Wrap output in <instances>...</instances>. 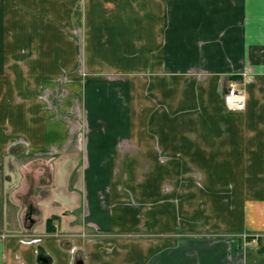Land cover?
Listing matches in <instances>:
<instances>
[{"label":"crops","instance_id":"crops-1","mask_svg":"<svg viewBox=\"0 0 264 264\" xmlns=\"http://www.w3.org/2000/svg\"><path fill=\"white\" fill-rule=\"evenodd\" d=\"M80 7L87 15L81 22ZM104 13L107 20H97ZM81 23L93 40L107 29L101 59L91 57L95 42L88 38L85 84L74 73ZM91 60L97 68L107 64V75L93 71ZM64 77L78 84L71 90L86 109L81 150L69 122L43 97ZM229 79L245 89L244 110L224 104ZM20 137L31 154L84 158L77 172L85 179L91 172L95 183L87 192L92 200L83 187L78 193L84 213L56 212L59 224L50 230L53 215L44 226L11 210L6 161ZM182 157L215 174L223 232L249 231L258 244L142 238L175 229V191L160 190L178 181L161 174L175 173ZM102 172L105 182L96 186ZM126 172L154 173L151 196L144 199L143 190L138 200V188L150 182L117 175ZM128 189L135 202L154 203L146 221L128 207ZM169 209L173 219L161 217ZM0 264H264V0H0Z\"/></svg>","mask_w":264,"mask_h":264},{"label":"rangeland","instance_id":"rangeland-1","mask_svg":"<svg viewBox=\"0 0 264 264\" xmlns=\"http://www.w3.org/2000/svg\"><path fill=\"white\" fill-rule=\"evenodd\" d=\"M84 1L86 0H82V3ZM83 9V7H80V22L87 19V15L84 13ZM106 16V13H104L100 16V19L98 17L97 20H107ZM83 23L75 30L78 35L77 40L80 45V53L74 73L77 74L78 79L83 80L80 84H85L86 80V78L83 79L82 75L86 76L89 72H92L89 68V60L87 59L89 58L87 55L89 52L88 46L90 48V45H88V38L91 37V35L88 34L89 30L84 27L85 25ZM89 41L93 44L95 42V51L92 53L91 57L101 59L105 56L104 54H107V29H97L94 40L89 38ZM100 55L101 58H98ZM91 61L92 65L95 67L99 65H97V63L93 64L94 61ZM96 62L99 63V61ZM98 70L99 74L107 75V64H102L101 67H96L93 71ZM64 71V73H67L66 70ZM71 80L72 78L67 77L59 78L57 80L58 89L47 92L43 97L48 99L49 105L53 107L52 111L57 118L69 122L71 132L73 135L77 136L75 139L79 138L77 148L81 150L82 146L84 148V138H86L89 133L86 124V109L80 100V95L75 93L74 90H71L78 86L77 83L79 81L76 83L77 85H70L68 82ZM90 120L93 122L92 117ZM11 143H15L13 146L14 149L11 154H9L6 161V172L8 177L6 190L7 203L11 210L20 211V213L24 215L23 219L25 220H32V218H35L36 221H40L39 224L43 223L44 226L45 221L43 220H45L46 216H52L56 212L60 213L59 217L66 214H74L77 216L85 212L83 204H79L81 206L78 205V193L80 188L83 187L86 200L91 199V197L88 198L87 192L94 188L95 183L94 180H92L93 174L91 172L87 173L86 179L85 173H82L81 170V172H77L76 167L78 168L80 164H84V158L82 156L51 157L43 154H31L29 145H27L21 137ZM185 159L187 160L186 162H184V157L180 160L176 158L175 170L177 171L175 173L161 174L165 179L178 181L175 187L165 183L164 187L166 188L160 190V192L163 191L166 194H171L173 189L175 191V197H173L172 194L170 198L171 202L175 203L174 208L176 210L175 221L177 222L175 223L174 231H172L174 227H170L169 232H163L161 230L145 231V235L142 238L146 240L147 243L164 242L166 244L175 243V245H195L199 244L200 240L204 239H211L213 241L223 240L226 244L235 245L233 240L236 238L241 247H247V245L252 243L258 244V237L251 234L249 231H243V233L233 235H227L225 234L226 232H223L225 217L222 216L220 218L216 214L215 174L199 172L201 168L189 162H194L195 159L193 157ZM117 175L121 177V179L124 178L126 180H136V176H139L137 179L138 181L145 180V182H150L148 186L150 188H138L137 191L138 200H140V193L143 190L146 191L144 195L142 194L144 199L151 196L150 192L153 190V183L151 180L154 179V173L129 174L126 172L121 174L117 173ZM98 178V184L96 186H102L105 182L106 174L102 172ZM183 185H185V187ZM128 197L132 198L128 199V207L143 211L140 216L142 218L144 217L143 219L146 221L148 217L146 215L147 212H151L154 207L152 200H145L144 204H139L138 200L135 202V191L129 189ZM56 201H59V207L55 205ZM170 207L172 208V206ZM170 207L166 206L167 209ZM29 214H31L30 217H28ZM169 214L170 219H173L170 209L169 212L166 211L165 216L161 217L167 219L169 218L167 216ZM29 220L28 223H30ZM57 221H55V223L59 224V221ZM119 236H121V234ZM188 248L191 249L190 247Z\"/></svg>","mask_w":264,"mask_h":264},{"label":"built area","instance_id":"built-area-1","mask_svg":"<svg viewBox=\"0 0 264 264\" xmlns=\"http://www.w3.org/2000/svg\"><path fill=\"white\" fill-rule=\"evenodd\" d=\"M223 101L228 110L241 111L246 108V92L241 81L237 79L227 81Z\"/></svg>","mask_w":264,"mask_h":264},{"label":"trees","instance_id":"trees-1","mask_svg":"<svg viewBox=\"0 0 264 264\" xmlns=\"http://www.w3.org/2000/svg\"><path fill=\"white\" fill-rule=\"evenodd\" d=\"M56 219H58L57 215H53L52 217L48 219L47 223H48V227L50 230H54V222Z\"/></svg>","mask_w":264,"mask_h":264},{"label":"water","instance_id":"water-1","mask_svg":"<svg viewBox=\"0 0 264 264\" xmlns=\"http://www.w3.org/2000/svg\"><path fill=\"white\" fill-rule=\"evenodd\" d=\"M30 216H31V214L28 215V217H30Z\"/></svg>","mask_w":264,"mask_h":264}]
</instances>
